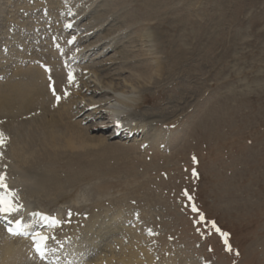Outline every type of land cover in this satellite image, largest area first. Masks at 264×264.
I'll list each match as a JSON object with an SVG mask.
<instances>
[{
    "label": "rangeland",
    "instance_id": "1",
    "mask_svg": "<svg viewBox=\"0 0 264 264\" xmlns=\"http://www.w3.org/2000/svg\"><path fill=\"white\" fill-rule=\"evenodd\" d=\"M108 1L114 0H14L20 7H6L5 14L19 8L23 25L11 20L2 27L6 16L0 17V55L25 64L34 53L51 54L80 72L92 61L113 71L118 90L137 81L135 117L156 115L147 119L149 138L127 130L115 135L114 114L100 118L85 107L72 119L109 146L49 164L64 181L62 198L26 197L32 207L22 211L15 197L22 186L13 185L12 175L0 195L10 187L18 204L13 213L24 223L34 212L63 218L59 230L44 226L41 264H80L106 249L115 222L81 258L70 237L91 222L88 235H95L102 221L116 220L112 214L121 216L117 231L125 250L142 258L148 252L152 264H264V0H159L153 8L147 2L157 0H116L105 11ZM143 29L157 35L156 56L135 47ZM79 38L80 46L92 44L80 63L72 56ZM152 59L160 75L151 76ZM156 133L163 136L157 143ZM0 220L6 218L0 214ZM66 249L73 252L57 254Z\"/></svg>",
    "mask_w": 264,
    "mask_h": 264
},
{
    "label": "bare ground",
    "instance_id": "2",
    "mask_svg": "<svg viewBox=\"0 0 264 264\" xmlns=\"http://www.w3.org/2000/svg\"><path fill=\"white\" fill-rule=\"evenodd\" d=\"M114 1L106 2V7L103 10H112L111 8L115 6ZM158 2L159 0H157V2L148 1L147 8H153ZM17 5L20 7L19 4L14 3V0L11 2H9V0L0 1V17L6 16L4 17L5 19L2 20V27L3 24L5 25V23L11 20L17 21L16 24L19 25L23 23L24 20H20L21 17L16 15L19 8H15V10L7 9V12H12L9 17L7 16L9 14H5L6 7H15ZM69 21L70 20L67 22L69 23ZM135 37L137 38L136 41L140 43L139 46L135 47H137V50L139 49V52L143 55L148 57L156 56L157 53H159L156 51L157 35L153 31L143 29L138 32ZM80 41L81 39L79 38L72 43L73 45L76 43L74 47L77 50H73L72 56L73 59L78 60V63H80V60H85L86 58L83 49L92 45L80 46ZM77 46L79 47L77 48ZM126 51L127 49H122L121 54H126L124 53ZM16 52L18 55L21 54L19 51ZM98 53L97 51L90 55H97ZM22 56L21 58L23 59ZM4 58L6 59L0 61V64L6 63L13 57L11 54L7 57L0 55V59ZM26 59L28 58L26 57ZM111 60H113V58ZM65 63L70 64V62L64 60H57L54 62L51 54L34 53L25 64H22V61L18 63L17 59H13L12 63H8L10 67L4 68V64L1 67L3 70L0 71V77L3 76V78L0 79V133L3 135L0 139H2L3 142L0 143V176L3 177V180L0 182V185L4 186L9 183L11 180L10 175L14 177L15 182L14 180L13 182L16 183L13 184L11 182L10 184L17 186L20 181V186H22V188L19 190L18 196H15L17 199H15L22 206V211L29 210L30 207H32L31 202L27 200L28 197L34 199L46 198L50 201L62 198L61 196L63 195L61 192H63L64 181L56 171L47 169L50 163L56 162L57 159L62 157L70 159L85 155L89 152L95 153L108 148L109 145L106 142V138L90 134L88 128L79 126L78 123L72 119L75 114H80L84 111L85 107L92 109L100 118L107 112H111L115 115L117 122L113 127L114 131L121 133L127 130V136L133 137L141 134V136H144V139L149 138V136H145V133H147L146 126H148L147 119L156 116L154 113H149L141 117H135L133 111L140 106V97L138 96L139 89L138 85L135 83L137 81H130L129 86L121 84L120 87L122 89L118 90L117 86H119V83L113 82V78L110 76L113 72L111 69L103 70L95 63L92 64L91 61L83 67L85 71L80 72L77 66L71 67L72 65H64ZM41 64L48 66L47 72L40 68ZM61 64H63V66H61ZM157 64L158 62L156 63L155 60L152 59V68L149 71L151 76L160 75L162 69L160 70V66ZM65 67L69 68L65 69ZM73 68L75 70H73ZM6 70L9 71L6 73ZM136 75L138 78H144L141 72ZM146 76L149 77L147 74ZM49 84L53 87L52 92L48 90ZM86 94L91 95L86 98ZM99 94L100 98L95 99L93 95ZM179 106L180 103L177 101L174 105V109L171 111L169 110L167 116H171ZM107 124L108 123H106V125ZM162 138L163 136L158 133L151 136V140L156 143L160 142ZM8 177L10 178L9 182ZM9 188L10 187L6 190L8 193H4V195L2 193L0 197L7 199L14 206L15 204L18 205L13 199L14 197L12 198L11 195H13V193ZM0 214L7 220H18V215L13 212ZM54 217L53 215L48 216V214L43 212H34L30 221L20 224L24 232L28 233L30 231H35V234L40 233L46 236L45 227L42 224H46L48 227L55 230L62 228L63 218L61 219V217H59L56 219L57 217ZM120 218L121 216L112 214L110 219L116 220L111 224L102 221L100 224L103 226L99 230L96 229L97 233L95 235H88V233L90 234V231L93 230L92 227L94 222L86 223L85 226H82V229H77L78 231L73 229L70 237L71 242L77 244L73 250H77L81 253V258L83 255L88 254L90 249H94L92 247L96 245L95 239L97 237L100 238L98 241L101 242L102 231L106 226H111L115 222L113 224V239L110 241L108 240L109 242H106L102 246L103 248L106 246V249L95 250L90 256L87 255L86 260L82 261L80 264L154 263V259L148 252H144L145 256L142 258L140 257L142 253L138 257L132 250H125L124 241L120 237V231H117L118 227H120L117 221ZM127 231L134 234L135 228L131 227V229L129 228ZM73 239L76 240L72 241ZM47 241L46 239L43 242L44 249ZM86 241H88V244L83 245ZM89 244L92 245V247L88 249L86 247L83 251L82 249L85 248L86 245L89 246ZM127 245L129 246V244ZM96 247L98 248L97 245ZM129 247H131V245ZM33 249L34 244L20 237L7 234L5 232V226H2V222H0V264H41L40 255L34 252ZM73 250H58L57 254L69 255ZM80 258L75 260L76 263Z\"/></svg>",
    "mask_w": 264,
    "mask_h": 264
},
{
    "label": "snow or ice",
    "instance_id": "3",
    "mask_svg": "<svg viewBox=\"0 0 264 264\" xmlns=\"http://www.w3.org/2000/svg\"><path fill=\"white\" fill-rule=\"evenodd\" d=\"M71 78V77H70ZM2 133H0V137H2ZM2 139H0V143H2ZM3 177L0 176V182H2ZM6 187V186H5ZM18 208L14 207L10 201L7 199L0 197V213H6V212H15ZM195 210V208H194ZM19 221H16L17 227L15 229L8 227L7 231L11 235H15L20 231L19 228ZM47 239L46 236L41 235L40 233H36L34 236V249L35 251L41 256H44V245L43 242Z\"/></svg>",
    "mask_w": 264,
    "mask_h": 264
}]
</instances>
